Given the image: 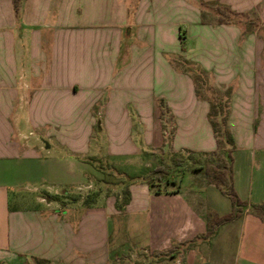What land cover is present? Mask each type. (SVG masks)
<instances>
[{
    "label": "crops",
    "instance_id": "1",
    "mask_svg": "<svg viewBox=\"0 0 264 264\" xmlns=\"http://www.w3.org/2000/svg\"><path fill=\"white\" fill-rule=\"evenodd\" d=\"M205 3L264 23V0H21L19 19L12 0H0V172L7 159L43 158L55 141L77 166L76 189L91 190L90 175L97 172L78 158L104 152L119 172L144 168L145 152L165 146L162 110L173 124L165 152L214 151L209 103L196 96L189 74L174 62L184 56L211 73L216 88H232L234 190L248 206L264 203V39L256 31L242 38L239 22L202 23ZM162 74L175 77L173 90ZM77 117L85 121L81 142L71 123ZM114 120L122 122L120 138ZM96 123L100 136L91 141ZM22 126H34L42 137L39 146L28 141ZM14 134L17 140L5 150L3 138ZM121 173L128 179L118 186L129 192L121 208L122 187L115 196L99 195L83 205L64 203L68 193L60 201L37 197L45 209L21 211L9 206L12 180L1 179L0 264L118 262L117 251L140 223L142 251L204 243L210 248L207 264H264V223L247 210L203 238L207 212L221 216L232 207L199 172H189V184L178 180L177 190L166 193L152 192L142 174ZM178 253L182 249L172 258L176 262Z\"/></svg>",
    "mask_w": 264,
    "mask_h": 264
},
{
    "label": "rangeland",
    "instance_id": "2",
    "mask_svg": "<svg viewBox=\"0 0 264 264\" xmlns=\"http://www.w3.org/2000/svg\"><path fill=\"white\" fill-rule=\"evenodd\" d=\"M216 6L218 5L214 6L213 3H205L204 7L202 8L203 10L201 14V20H203L204 22L216 23V20L218 18V13L215 10ZM231 21L241 23L240 27L242 28V38H244L245 35L249 34L250 32L256 31V35L264 39V23H261L259 20H257L255 18V15L251 14V17L245 14L232 16ZM185 27L186 24H182V29H184ZM181 32H183V30ZM133 38L134 37H132V39ZM131 42H133V40H131ZM174 62L180 70H183L189 74L190 78L193 81V84L195 76V78L197 79L198 95L195 91V85L194 91L196 96L200 100H206L205 97L213 98L216 96L221 99L222 95L225 94L227 90H230L231 96L232 88L229 87L222 90L216 88L213 85V75L211 73H206L199 68H196L192 63L187 61L184 56H178ZM175 65L172 66L173 70H175L176 68ZM176 71H178L177 68ZM162 78L164 82H167V84L170 86V89H168V91L173 90L175 87V77L172 76L171 78L168 75L164 77V75L162 74ZM161 103L162 101H158V104L160 106ZM158 121L161 124V129L165 133V146H163L161 149L152 151L149 150L145 152L144 168L142 166H139L137 169L123 167L120 169L121 172H124L128 175L136 174L137 176L142 174L144 178H147L151 175L152 171L158 165H163V167L169 174V178H172L173 174L176 173L174 174L176 175V181H181L183 186L189 184V172H199V174L204 176L203 172L199 170V167L202 166L203 162H205L206 160H212L214 157L201 153H193L190 151H182L180 153L169 151L165 152L164 147H167V145L169 144L171 140V134L173 132L172 118L168 114H166L164 110H162ZM47 123L50 124L49 126H56V120H48ZM71 123H75L77 126V131H80L78 141H83L85 138V133L81 132L85 131V121L82 119V117L81 119L77 117V119L71 121ZM113 125V131L116 133V136L120 138L124 129L122 127V122H120L119 120H114ZM97 129L98 123L94 124V126L92 127L91 141H93V138L95 139L96 137L100 136V131H98ZM22 131L25 133L27 139H29L28 141L31 144L39 146V144L41 143L39 140L42 137L34 129V126L28 127L27 129L22 126ZM29 132L31 133L29 134ZM136 133L137 131L135 127L134 134L136 135ZM65 138H68L67 134ZM24 139H22V142H24ZM3 140V147H5V150H9V144L12 141L17 140V134H14V137H8V139L6 138V140L3 138ZM52 145L53 147L52 149H50L48 155H46V152L43 150V158L38 160L28 158L26 160L7 159L3 161V163H5L4 167H6V172H0V181L1 179H8V183L9 180H12V182H10L8 185L10 187L8 200L10 208H15L21 211L35 209L43 210L45 209V204H39L36 200L37 197H50V199L60 201L64 198V193L69 194L65 196L66 201L64 203L69 204L75 201H79L83 205L93 201L99 195H103L104 198L105 196H115L116 191L121 187L123 188V191H121L123 195L122 199H124V187H120L118 185H125L128 178L123 173L110 168V166L105 161L104 152H98L96 156H84L78 158L81 159L82 162L84 161L86 164L91 166V170H96L97 174L96 176H94V174L90 175V180L92 181L91 190H85L83 186H80V188L76 189V186L78 184V178L76 176V174L78 173V169L75 165L74 160L67 156L68 153H66L62 147H57L55 141L52 143ZM177 166L179 169L175 170ZM8 171H10L11 177L10 175L8 177ZM86 180H89L88 177L85 179V181ZM157 181L158 180H154V183H157ZM84 183L87 184L88 181ZM163 185L164 184L162 183L161 187ZM223 197L228 204H231L228 198H226L225 196ZM143 226L140 223L137 231H132V233L130 232V234H128V237H126V246L123 250L120 249V251H117L118 256H120L121 259L118 262H114L111 264H207L208 262H210V255H207L209 254L208 250H210V248L206 247L207 244L204 243H197V245H195L191 249L189 247L177 248L176 250H173L174 252H150L148 250L142 251L141 249H139V247L145 240L142 231ZM217 239L218 238H216L215 240ZM181 249L183 253H178L180 255H177L178 261L176 262L175 259L171 258V255L173 253L179 252Z\"/></svg>",
    "mask_w": 264,
    "mask_h": 264
},
{
    "label": "trees",
    "instance_id": "3",
    "mask_svg": "<svg viewBox=\"0 0 264 264\" xmlns=\"http://www.w3.org/2000/svg\"><path fill=\"white\" fill-rule=\"evenodd\" d=\"M20 3L21 0H12L13 10L17 19H19ZM215 10L218 13L216 24H229L233 22L231 21L232 16L242 15L231 11L226 6L218 5L215 7ZM201 21L204 23L203 20ZM180 38L183 44V33H180ZM194 85L196 86L195 91L198 95L197 79L195 76ZM229 98L230 90H227L226 93L222 95L221 99L217 96L213 98L205 97L209 103V111L207 115L208 122L216 140L217 148L212 152L201 153L214 158L203 162L202 166L199 167V170L203 172L205 180L208 184L214 185L223 196L229 199L232 207L229 213L221 216L213 211L207 212L206 232L203 237L205 239L214 235L219 226L238 219L246 210L264 223V203L248 206L246 202L242 201L238 197L234 190L232 170V151L234 149V141L228 128ZM178 169L179 168L177 166L175 170ZM174 174L172 178H169V174L163 165H158L149 177L144 178V181L149 189L154 193L169 192L167 187H171V192H175L178 188V183L175 179L176 175ZM154 180H158L157 183H154ZM162 183L164 185L161 187ZM124 191V199H122L117 205L118 208H121L122 205L127 204L129 201L128 189L126 188ZM185 244L187 243L177 244L166 251L176 250ZM176 254L177 252L173 253L171 258H175Z\"/></svg>",
    "mask_w": 264,
    "mask_h": 264
}]
</instances>
